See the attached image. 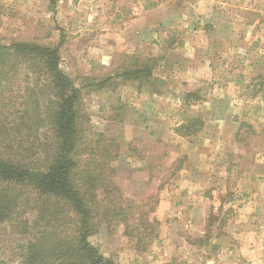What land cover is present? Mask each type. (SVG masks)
<instances>
[{"label": "rangeland", "instance_id": "1", "mask_svg": "<svg viewBox=\"0 0 264 264\" xmlns=\"http://www.w3.org/2000/svg\"><path fill=\"white\" fill-rule=\"evenodd\" d=\"M16 41L59 47L61 68L83 87L87 131L116 140L113 179L140 231L103 226L90 237L102 254L116 264H264L228 252L241 244L227 233L249 201L251 163H264V0H0V45ZM145 64L149 83L123 76ZM195 119L200 130L181 136ZM16 238L0 230L1 258H15Z\"/></svg>", "mask_w": 264, "mask_h": 264}, {"label": "trees", "instance_id": "2", "mask_svg": "<svg viewBox=\"0 0 264 264\" xmlns=\"http://www.w3.org/2000/svg\"><path fill=\"white\" fill-rule=\"evenodd\" d=\"M60 62L59 47L0 45V230L18 236L17 255L0 264H116L90 237L105 225H123L130 237L140 231L135 205L113 179L116 140L87 131L83 87ZM153 68L123 76L149 83ZM197 124H182L181 136Z\"/></svg>", "mask_w": 264, "mask_h": 264}, {"label": "crops", "instance_id": "3", "mask_svg": "<svg viewBox=\"0 0 264 264\" xmlns=\"http://www.w3.org/2000/svg\"><path fill=\"white\" fill-rule=\"evenodd\" d=\"M245 162L246 160L243 163ZM263 164L264 163L260 164V162L258 161H256V163H254V161L251 163L252 165L251 169H249L250 171L248 175L244 177V180L246 182L253 185V187L244 186V191L247 193L246 199L249 201L243 202L235 210L234 213L235 216L230 222L229 225L230 229L227 232L228 236L232 240L238 239L241 244L239 245V247L237 246L238 249H232L230 251L228 250V252L236 250L238 251L237 254L241 253V256L240 254L238 255V257L240 258L241 257L244 258L245 254H248V259H254V260L258 256L264 257V240L259 238L257 236L258 234L255 233L256 229L258 228L257 227L258 223L255 222V218H253L254 214L257 211H259V209L262 210L259 201L263 200V204H264V165ZM225 177H226L225 179L227 180L228 175H226ZM239 187L240 186H238V188ZM249 190L251 194H248ZM250 237H252V239Z\"/></svg>", "mask_w": 264, "mask_h": 264}]
</instances>
